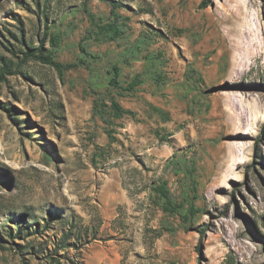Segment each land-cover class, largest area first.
<instances>
[{
	"label": "rangeland",
	"instance_id": "1",
	"mask_svg": "<svg viewBox=\"0 0 264 264\" xmlns=\"http://www.w3.org/2000/svg\"><path fill=\"white\" fill-rule=\"evenodd\" d=\"M0 55V264H264V0H0Z\"/></svg>",
	"mask_w": 264,
	"mask_h": 264
},
{
	"label": "trees",
	"instance_id": "2",
	"mask_svg": "<svg viewBox=\"0 0 264 264\" xmlns=\"http://www.w3.org/2000/svg\"><path fill=\"white\" fill-rule=\"evenodd\" d=\"M121 6H122V4L120 2H116V1L113 5L114 9L119 8ZM39 7H40V5H39ZM114 15H115V21H114V23L110 24L109 27H110V31H113L114 34L119 35L121 30H120V26H119L118 22L121 19V17L115 12H114ZM27 49H28L27 52H23L25 59L39 58V59H43L44 61L50 62L49 58L44 55L42 47L33 48L30 46L29 47L27 46ZM38 52L40 53L39 55H37ZM0 63H1V66H0V82L5 81L6 76L12 74L15 71L14 69L16 67H19V64L16 65L13 60L5 58L4 56H1V55H0ZM114 70H115L116 76L118 77L120 75L119 69L115 66ZM133 88H134V85L131 86L130 90H132ZM114 107L116 108V110L119 113L123 112L122 108L119 106V104L117 102H114ZM164 140L167 141V138H164ZM161 193L166 198L168 204L173 206V202L171 200V195L167 192V190L165 188H162Z\"/></svg>",
	"mask_w": 264,
	"mask_h": 264
}]
</instances>
